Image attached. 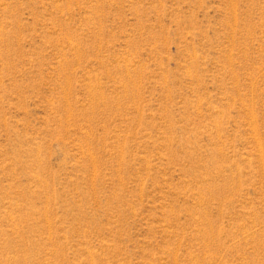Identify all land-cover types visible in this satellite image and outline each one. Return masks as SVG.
Returning a JSON list of instances; mask_svg holds the SVG:
<instances>
[{
    "label": "rangeland",
    "instance_id": "374dc122",
    "mask_svg": "<svg viewBox=\"0 0 264 264\" xmlns=\"http://www.w3.org/2000/svg\"><path fill=\"white\" fill-rule=\"evenodd\" d=\"M0 264H264V0H0Z\"/></svg>",
    "mask_w": 264,
    "mask_h": 264
}]
</instances>
